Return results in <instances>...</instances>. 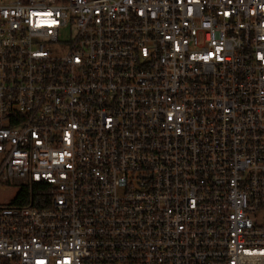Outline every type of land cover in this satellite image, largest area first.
Instances as JSON below:
<instances>
[{"label":"built area","instance_id":"built-area-1","mask_svg":"<svg viewBox=\"0 0 264 264\" xmlns=\"http://www.w3.org/2000/svg\"><path fill=\"white\" fill-rule=\"evenodd\" d=\"M0 264H264V0H0Z\"/></svg>","mask_w":264,"mask_h":264},{"label":"rangeland","instance_id":"rangeland-1","mask_svg":"<svg viewBox=\"0 0 264 264\" xmlns=\"http://www.w3.org/2000/svg\"><path fill=\"white\" fill-rule=\"evenodd\" d=\"M15 188L7 185L1 184L0 185V202H8L15 193Z\"/></svg>","mask_w":264,"mask_h":264}]
</instances>
